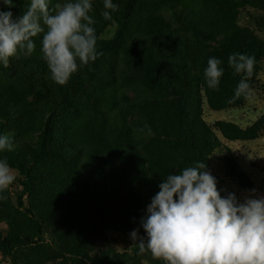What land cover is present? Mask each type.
I'll return each mask as SVG.
<instances>
[{
    "label": "trees",
    "instance_id": "trees-1",
    "mask_svg": "<svg viewBox=\"0 0 264 264\" xmlns=\"http://www.w3.org/2000/svg\"><path fill=\"white\" fill-rule=\"evenodd\" d=\"M254 1L264 10V0ZM13 2L15 7L10 9L0 3V10L24 14L30 6V0ZM64 2L53 0L50 8ZM113 2L118 10L112 20L102 15L103 0H93L90 15L96 21L98 39L111 23L118 26L121 38L105 43L96 61L81 66L67 84L58 85L56 94L43 89L38 79L45 82L50 75L41 53L43 34L34 38L36 48L31 56L14 58L6 69L0 66V134L9 135L14 144V150L0 153V158H7L18 174L16 190L8 189L3 194L6 199L0 200V225L7 227L0 230L3 258L15 257L18 245L43 243L45 233H50L53 245L48 253L29 263L45 264L66 255L63 264H134V259L125 261L106 249L93 253L103 243L104 232L121 230L130 236L138 230V236L146 240L141 221L164 178L198 161L208 169L220 138L250 140L256 135L252 129L241 130L227 122L209 126L200 112L199 87L212 110L240 104L238 99L228 103L241 78L228 64L230 54L254 55L253 75L264 60V42L238 26L230 0ZM165 12L194 36V42L185 35L176 36ZM191 45L204 47L200 60L201 48L193 51ZM114 47L112 57L104 58ZM121 52L129 59L128 75L133 78L124 91L118 86ZM211 57L223 61L219 90L205 83L204 70ZM31 62L42 71L37 74L28 69ZM33 81H37L35 106L24 95V86L33 90ZM79 94H87L83 111L68 103ZM128 94L130 99L124 97ZM33 134L35 142L31 143ZM34 162L38 169L30 166ZM111 164L120 176L116 207L109 204L104 185ZM89 166L92 173L85 179ZM224 175L241 188L250 186L231 158L225 161ZM131 241L138 247L139 239ZM146 254L142 258L151 255Z\"/></svg>",
    "mask_w": 264,
    "mask_h": 264
},
{
    "label": "clouds",
    "instance_id": "clouds-1",
    "mask_svg": "<svg viewBox=\"0 0 264 264\" xmlns=\"http://www.w3.org/2000/svg\"><path fill=\"white\" fill-rule=\"evenodd\" d=\"M2 2L15 7L13 0ZM103 3L104 19L112 20L118 5L113 0ZM52 4L53 0H30L27 11L15 20L11 11L0 10V66L6 69L12 58L31 56L34 38L43 34L41 53L51 78L65 85L81 66L95 62L101 54L96 21L90 15L93 0H65L50 8ZM222 63L216 57L208 59L204 78L209 89L219 90ZM256 63L254 55H229L228 64L241 79L228 103L254 96L249 80ZM13 150L11 137L0 134V153ZM16 180L7 158H0V200L6 199L3 194ZM158 187L141 221L146 240L138 236V230L130 233L133 241L139 239L141 254L150 253L163 264H264V197L243 203L234 194L222 198L216 178L200 161L169 174Z\"/></svg>",
    "mask_w": 264,
    "mask_h": 264
},
{
    "label": "rangeland",
    "instance_id": "rangeland-1",
    "mask_svg": "<svg viewBox=\"0 0 264 264\" xmlns=\"http://www.w3.org/2000/svg\"><path fill=\"white\" fill-rule=\"evenodd\" d=\"M204 1L217 3L214 2L215 0ZM230 2V9H233V12L236 14L235 18L238 26L252 31V33H254L258 39L264 42V10L260 8L254 0H230ZM0 3H3L2 0H0ZM4 11L7 10L4 9ZM11 12L13 14L14 20L20 18L23 15L19 13L16 14L13 11ZM164 18L167 19L169 23H171V29H175L177 31V37L178 35H185L189 41L194 42V36L184 27L177 26L168 13L165 12ZM120 38L121 36H118V26L115 23H111L99 37L97 49L99 50L105 43L109 41H118ZM197 46L201 48L197 53L198 59L200 60L204 52V47H201L200 45H191L192 50L195 51ZM116 48L117 47H114L111 50L112 52L110 51L104 58L112 57L113 53L116 51ZM21 57L24 58V56ZM13 60L14 58H12L10 61ZM199 63L200 61L197 62L196 67L199 66ZM127 65H130L129 59L121 52L118 70V86H121L123 91L127 89L133 80L132 75H128L130 71ZM38 66V64H33L31 62L28 63L26 67L38 74L40 70L42 71V68ZM48 77L49 80L45 82H43L39 77L38 79H40L43 89L46 88V91L56 94L59 84L52 80L51 73ZM249 83L254 90V96L251 98L241 96L238 98L240 104L237 106L227 107L219 111L212 110L209 107V104L204 97L203 90H201L200 87L197 91L199 96L200 112L203 121L207 125L214 126L218 122H227L236 125L241 130L252 129V131L256 133L255 137L250 140H227L220 138L219 148L213 152L209 160V167L207 171H209L211 175L217 179V188L218 191H220L222 198L228 196L229 194H234L240 203H243L248 198L264 197V60H262L260 64L259 72L255 75H252ZM36 87L37 81H33V90L31 91L28 90L26 85L24 86V95L29 105L35 106L37 104V102H35L36 100L34 93ZM90 90V87L86 88L87 94H91ZM86 95L79 94L75 98L71 97L68 103L77 107L78 111H83L85 105L88 104L84 100ZM124 97H126V99H130L129 97H131V94H128ZM89 103L94 104V101L90 100ZM31 137V143H34L35 135H31ZM23 147H20V149L23 150ZM228 158H231L235 162L237 172L239 174H243L249 181L250 186L248 188H241L237 181H232L225 177L224 164ZM35 163L36 162L30 163V166L32 167ZM34 168L38 169V165H34ZM46 168H49V162L46 163ZM40 172L43 174V170ZM118 172L119 171L117 170L116 166L111 164L107 167L104 174V177H106L104 179L105 190L107 193H109V199L111 200L109 204L112 207H116L118 203L117 201L119 200L116 196V194H120L118 190L120 180ZM91 173L92 170L89 166L85 172V179L88 178ZM15 174L18 178V174L16 172ZM9 189L12 192L16 190L15 183L10 186ZM95 203V200H90L91 206H94ZM25 204H27V199H25ZM28 228L33 232V228L30 223L28 224ZM0 230L6 231L7 227L4 224H1ZM51 238L52 237L50 233H45L43 243L33 246L23 244L18 245L14 249L15 257L3 258L0 254V264H31L29 262L32 261V263H34L39 261L41 258H43V255L48 253L50 246L53 245V240ZM34 239L36 240V237H34ZM103 239L104 240L102 241V244L98 243L95 246L93 253H100L101 250L106 249L107 251L112 252L114 255L123 258L125 261H132V259H134V264L139 261L140 264L162 263L161 260L153 259L151 255L142 258L147 254H141L139 252V248L136 247L131 241L130 236L121 230H106L104 232ZM65 257L66 255L64 257L54 259L51 262H46L45 264H63ZM148 260H150V263Z\"/></svg>",
    "mask_w": 264,
    "mask_h": 264
}]
</instances>
